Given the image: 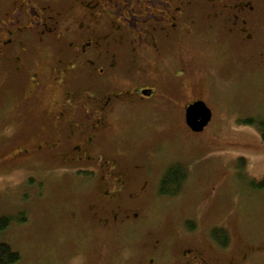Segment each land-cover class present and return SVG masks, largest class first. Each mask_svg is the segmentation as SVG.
I'll list each match as a JSON object with an SVG mask.
<instances>
[{
    "label": "rangeland",
    "instance_id": "rangeland-1",
    "mask_svg": "<svg viewBox=\"0 0 264 264\" xmlns=\"http://www.w3.org/2000/svg\"><path fill=\"white\" fill-rule=\"evenodd\" d=\"M235 1L226 6L236 9ZM247 2L254 6L246 19L248 40L234 29L242 26L238 17L226 11L234 25L226 21L222 32L205 25L180 46L181 59L192 62L180 98L203 99L212 111L203 132L187 127L183 102L174 109L139 107L129 127L115 124L112 137L133 141L130 190L147 193L132 208L140 216L134 224L119 223L128 202L108 207L85 177L53 174L34 153L30 141L47 123L48 100L39 104L32 130L14 136L22 122L0 78V214L25 212L29 219L14 222L0 238L21 255L18 264H192L196 255L209 264H264V193L251 186L264 176V141L243 122L264 117V0ZM20 145L33 153L21 155ZM121 160L128 172V156ZM177 163L189 171L181 193L155 195L157 180ZM213 228L229 233L227 249L210 241Z\"/></svg>",
    "mask_w": 264,
    "mask_h": 264
},
{
    "label": "flooded vegetation",
    "instance_id": "flooded-vegetation-1",
    "mask_svg": "<svg viewBox=\"0 0 264 264\" xmlns=\"http://www.w3.org/2000/svg\"><path fill=\"white\" fill-rule=\"evenodd\" d=\"M227 2L0 0V78L16 99L14 116L22 122L14 136L19 139L32 130L39 104L48 100L47 123L36 130L37 141H30L34 153L53 174L85 177L108 207L128 202V216L120 211L123 204L118 206L119 223L140 221L132 208L147 193L130 190L133 141L129 135L116 140L111 132L117 122L129 127L131 113L139 107L181 106L192 62L181 59L180 46L187 45L195 30L206 25L222 32L226 21L234 25V18L226 17L231 11L242 24L234 29L248 40L246 19L254 6L236 0V9L230 10ZM196 101L205 102H183L184 117ZM19 150L21 155L33 153L21 145ZM127 156L128 172L121 160ZM191 260L209 264L199 255Z\"/></svg>",
    "mask_w": 264,
    "mask_h": 264
},
{
    "label": "trees",
    "instance_id": "trees-1",
    "mask_svg": "<svg viewBox=\"0 0 264 264\" xmlns=\"http://www.w3.org/2000/svg\"><path fill=\"white\" fill-rule=\"evenodd\" d=\"M243 122L255 127L259 132L262 141H264V117L249 119ZM243 162V159H239L238 165ZM188 177L189 171L185 165L177 163L168 166L160 176L157 187L158 196L164 198H173L178 196L181 193ZM251 186L252 188L259 189L264 193V176L260 180L252 181ZM28 220V215L25 212H20L14 216L0 214V234L7 231L14 222L18 225H23L26 224ZM185 226L190 231L195 229V225L192 221H186ZM210 237L219 245L220 248L225 249L229 247L230 235L225 229L213 228L210 231ZM20 260L21 255L14 250L10 244L2 241L0 238V264H18Z\"/></svg>",
    "mask_w": 264,
    "mask_h": 264
},
{
    "label": "water",
    "instance_id": "water-1",
    "mask_svg": "<svg viewBox=\"0 0 264 264\" xmlns=\"http://www.w3.org/2000/svg\"><path fill=\"white\" fill-rule=\"evenodd\" d=\"M212 120V111L203 101L188 105L185 111L187 127L194 133H201Z\"/></svg>",
    "mask_w": 264,
    "mask_h": 264
}]
</instances>
